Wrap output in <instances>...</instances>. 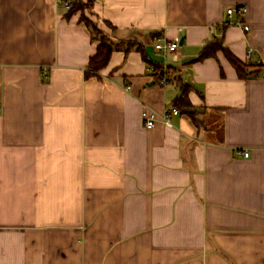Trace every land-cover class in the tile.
Masks as SVG:
<instances>
[{"label": "crops", "instance_id": "0c3cea01", "mask_svg": "<svg viewBox=\"0 0 264 264\" xmlns=\"http://www.w3.org/2000/svg\"><path fill=\"white\" fill-rule=\"evenodd\" d=\"M64 1L0 0V264H264V0H93L164 84L137 50L87 76L98 41ZM214 37L258 73L196 60ZM179 82L198 125L146 128Z\"/></svg>", "mask_w": 264, "mask_h": 264}, {"label": "trees", "instance_id": "16d2710c", "mask_svg": "<svg viewBox=\"0 0 264 264\" xmlns=\"http://www.w3.org/2000/svg\"><path fill=\"white\" fill-rule=\"evenodd\" d=\"M93 0H91L92 8ZM82 6H79V0H72L71 7L69 9L68 15L74 13L76 11L81 10ZM91 15H94L91 12ZM95 19V17H94ZM80 21L84 22L88 27L92 40H97L98 45L96 48V52L89 58L88 66H87V76L97 75L98 71L105 67L109 61L112 51L114 50H123L125 52L130 50H137L143 54L145 60L149 61L146 52L142 45L133 39H113L109 34L105 33V31L98 26L97 19L92 20L91 18H87L85 14H81ZM229 25V23H225L223 27ZM105 26L110 28L113 31L115 28L110 23L106 22ZM153 37V36H152ZM221 51L225 58L230 62V64L234 67L237 76L240 79H246L251 75H256L258 73V69H254L255 66H251L245 62L239 60L224 44L222 37H214L212 40L207 41L200 49L198 57L196 60H202L208 57H215L216 53ZM150 64L154 66L155 70V79L156 81H160L162 79H166L167 81H171L170 77H163V68L161 65L149 61ZM180 93L174 100V106L178 110H182L186 112L189 117L194 121L196 125H198V121L194 117V111L192 106L188 100V91L190 90V86L188 84H184L179 82Z\"/></svg>", "mask_w": 264, "mask_h": 264}, {"label": "built area", "instance_id": "2783aa9c", "mask_svg": "<svg viewBox=\"0 0 264 264\" xmlns=\"http://www.w3.org/2000/svg\"><path fill=\"white\" fill-rule=\"evenodd\" d=\"M64 7L69 9L71 7V2L69 0L64 1ZM245 13H246V8L243 5L240 6H230L226 9V14L228 16H232L233 14H236L238 16V21L237 25H239L243 30H247L248 26L244 23V18H245ZM229 23V22H228ZM229 24H234L233 22H230ZM178 46L177 42H169V41H164L162 39H159L155 45L154 48L161 52H172L174 51ZM249 57V54H247V58ZM167 81L166 79H162L159 81L160 84H164ZM125 88L128 90L130 86H125ZM179 113V110L175 107L171 108V110L166 111L162 115H158L156 112L148 110V109H143L141 113L143 125L146 128H153L158 121H164L166 123H170V116L176 115ZM243 156L247 157L248 152H242Z\"/></svg>", "mask_w": 264, "mask_h": 264}, {"label": "rangeland", "instance_id": "374dc122", "mask_svg": "<svg viewBox=\"0 0 264 264\" xmlns=\"http://www.w3.org/2000/svg\"><path fill=\"white\" fill-rule=\"evenodd\" d=\"M79 6H82L81 10H79L80 15L83 13L87 18L95 20L90 12L91 0H79Z\"/></svg>", "mask_w": 264, "mask_h": 264}]
</instances>
